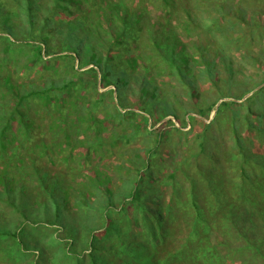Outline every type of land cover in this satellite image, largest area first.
<instances>
[{"label":"rangeland","instance_id":"obj_1","mask_svg":"<svg viewBox=\"0 0 264 264\" xmlns=\"http://www.w3.org/2000/svg\"><path fill=\"white\" fill-rule=\"evenodd\" d=\"M228 1L233 5L232 10L226 7L222 12H212L213 7L210 8L209 4H204L199 0H170L168 3L165 0H125L133 10L144 12V17L141 16L140 22L136 23L130 34L118 38L117 43L115 42L118 33L121 30L131 29V25L125 23L122 19L123 10L118 11L117 15L110 19H104L105 17L99 15L97 11L90 12L85 18L84 15L81 16V10L85 8L86 3L82 0L78 7L72 3L74 5L72 11L75 16L86 22V26L89 22L93 23L92 27L95 30L93 40L99 41L98 50L103 54L111 50L115 54L114 66L112 67L116 70L126 67L125 70L131 72L130 66L124 60L142 54L154 70L149 75L142 73L143 66L148 65L139 61L138 69L140 72L137 77L140 79H143V76L151 78L154 85L157 86L155 87L157 90L150 89L146 94H143L140 92L137 80L131 77L130 85L122 88L124 104L122 107L118 106L119 110H117L114 104L116 92L113 93L112 90L116 89V86L110 84L104 87L103 84L97 92L93 87L95 75L85 73L83 76L88 82L87 84L79 82L76 88L48 89V93L29 96L26 102L22 101L23 105L19 106L24 120L28 124L27 129H22L21 122L17 118L10 121L11 126L9 127L11 130L8 131L7 135L8 138L15 141L14 144H18L15 145L17 150L19 147L21 150L25 146L23 151L29 152L27 146L33 147L34 152L30 154L33 156L34 161L28 159L25 161L26 165L29 166V170L31 171L34 165L38 166L44 173L43 175L49 177L48 180L51 183L54 180L53 178H58L59 173L67 174L68 181L74 186L75 196L69 202V206L73 208L75 202L81 198L83 183L87 181L84 174L89 170L91 171L92 165L98 164V166L103 167L106 164L108 166L113 164L110 174L114 177L117 187H119L123 184L122 179L129 174L123 167L124 163L128 164L130 159H137L139 155L140 157L144 156L146 152L142 154L143 151L151 147L156 148L152 160L153 164L159 166L161 162L160 154L165 147H169L164 152L169 160L164 168L170 166L172 154H169V149L176 148L189 157L191 163L186 166V171L193 173L196 178L197 162L204 157L199 146V142L203 138L198 136L199 134H211L208 144L209 152L206 156L208 158L207 164H214L217 157L223 160V154L230 146L237 150L233 137L234 124L241 132V136L247 141L251 138H257L260 131L254 129L245 120L248 114L246 107L240 108L238 105L244 103L247 98L264 86V83L260 85L264 79V0ZM102 2L103 0L89 1L93 9L107 7V4ZM11 4V9L18 14L17 21L22 20V18L25 20L19 7L16 4ZM241 9L244 11H241ZM109 11L114 12V10ZM146 14L148 18L145 17ZM241 15L246 22L240 20ZM42 17L43 15L38 20L39 22H42ZM165 22H168L167 25H165ZM169 24L171 27H169ZM27 26L20 28L18 32L20 38L29 36ZM111 27L114 28V31ZM37 28L36 34L47 31L46 28H39L38 25ZM170 28L179 38L176 45L168 38ZM213 33L216 34L219 40L213 37ZM48 34L50 33L48 32ZM260 34H262V38ZM60 40L61 38L56 37L52 42L55 53L45 56L43 60L38 58L36 61L28 63L29 67L25 72H20L19 69L25 64L27 56L19 55V53L16 55L18 50L15 51L14 57L21 56L16 67L11 64V59H13L11 53L13 54V52L6 53L3 50L4 41L0 42V59H2L0 61V78H5L11 74L8 86L0 89V101L5 102L7 100V102L12 101V104H17L20 101V96L29 91H42L43 88L50 87L52 81L57 83V87H60L70 79H74L72 64L75 61L79 65V60H73L71 57L60 58V56L73 54L70 50L64 49L63 42ZM81 40L85 42L86 37L81 36ZM156 43L161 47L158 48ZM194 44L204 45L205 48H196ZM182 45L185 46L188 53H193L192 56L197 58L195 62L191 60L189 65L188 63L181 65L189 73L186 76L189 81L196 80V83L192 85L198 88L195 95H192V88L188 84L182 83L167 59L168 55L166 53L176 54L174 56L181 62L183 58L177 56V53L180 52ZM56 57L58 58L55 59ZM202 57L213 60L210 64V67H213L211 69L213 77L210 76L206 63L202 62L204 60ZM88 60L85 59V62H88ZM91 67H96V65L88 64L80 70ZM154 91L157 96L153 95ZM217 99L219 100L216 106L211 107ZM231 101L236 102L237 105H227L220 113H217L222 103ZM77 108L85 114L82 121L78 119L79 112L76 111ZM209 109L211 110L207 119L203 114L207 113ZM91 110L95 111L99 118L103 120L100 128L104 139L101 142L95 141V143L94 140H91L98 133L96 124L90 122L92 118L90 116ZM148 110L151 113H148ZM119 111H121V114ZM261 111H264V103ZM122 114L127 115L123 116ZM238 114H240V121L235 122L234 118ZM190 116H194L199 120L192 119L193 122H191ZM200 118L207 124H211L208 129H204ZM185 119L189 123H185ZM57 123H61L63 128L57 130ZM72 123H80L78 124L80 127H77L79 129L75 128L74 132L71 129H64L71 126ZM253 123L264 127V124L257 117H253ZM192 125L196 127L194 132L192 131ZM67 133L72 134L71 136L74 139L71 140L70 136L66 137ZM123 133L128 135L134 133V136L131 135L130 140L124 137L119 138ZM159 133H161V136L158 135ZM16 135L17 138L15 139L14 136ZM157 135L159 136L158 142L156 141ZM217 138H219L218 145L215 144ZM20 139L23 145H20ZM258 139L255 146L250 143V147L257 153L264 154V139ZM113 142H116L115 146H112ZM89 143L94 144L89 148ZM213 147L218 149L215 158L213 153L210 152ZM7 152L9 153L7 149L2 150L0 147V153ZM190 154H193V157H190ZM90 162H92L91 165ZM253 164L257 165V163ZM157 166H155L156 172ZM176 167L174 162L168 170L170 172L174 171ZM238 173V170H233V174ZM257 174H259V177L264 176L261 169L258 170ZM178 179L181 181L183 188L189 186V182L184 179V176L180 175ZM235 180H239V177ZM29 181L32 194L25 199L27 201L25 206L28 218L25 220L19 211L13 210L6 202L1 200L0 228H8L12 232H17L20 230L19 228L24 229L27 231L25 237L27 242L31 244L39 243L51 250L64 241H71L70 236H74L70 234L71 221H68V227L63 224H52L54 210L50 208V211H44L39 204L35 203V198L38 192L42 191V188L35 177L31 179L29 177ZM93 184L98 183L93 180L88 187L94 188L95 185ZM54 185L56 186V184ZM58 185H61L59 195L62 199H66L67 195L62 193L65 185ZM165 188L169 190L168 193H171V186ZM1 189L3 190L2 185H0ZM56 192L58 193L57 189ZM173 201L171 200V206L176 204ZM263 203L261 201L258 207H264ZM176 208L178 212L185 211L181 206L176 205ZM67 211L64 210V212ZM139 213L141 215V226H134L131 233L135 235L134 238H137L136 240H139V242L148 241L152 244L154 236L145 227L144 217L141 212ZM210 220L215 231L212 236V243L219 257L217 264H264V222L255 224V226H253L254 223L250 224L248 226L250 232L244 235L246 237H243L239 233L241 229L240 231L236 228L229 230L227 221L224 223L221 220H216L215 217L210 218ZM72 224L78 229V237L85 240L86 238L83 235L85 232L81 231L80 222H73ZM252 228L256 233L252 234ZM260 230H262L261 233ZM162 233L159 232L161 236ZM175 236H177L176 240L172 241L173 243L175 241L177 245V241L182 238L183 234L179 232ZM256 236L257 238H255ZM129 239L133 240V235L129 236ZM252 240L254 246L250 245L253 242ZM11 241L14 242L13 239ZM147 245L151 246L148 243ZM166 247L172 249L170 244ZM30 252L32 256L33 253H38L36 248L30 249ZM145 254L146 251L142 250L139 257H145ZM0 258H3V254L0 255ZM13 259V262L17 260ZM0 264L6 263L0 261ZM115 264L122 263L118 261Z\"/></svg>","mask_w":264,"mask_h":264},{"label":"trees","instance_id":"obj_2","mask_svg":"<svg viewBox=\"0 0 264 264\" xmlns=\"http://www.w3.org/2000/svg\"><path fill=\"white\" fill-rule=\"evenodd\" d=\"M89 1L83 0L86 4L85 8L81 10V16L84 15L85 18L90 12L97 11L99 15L105 17L104 19H110L116 16L118 11H124L122 19L125 23L131 25V29L121 30L115 43H117L118 38L130 34L131 30H134L136 23L140 22L141 16L144 17V12L133 10L125 0H103L102 3H106L107 7H96L95 9L91 8V2L89 3ZM168 1L170 0H165L166 3ZM199 1L209 4L210 8L213 7L214 10L210 9L212 12H222L226 7L232 10L231 7L233 6L228 0ZM11 3L19 7L25 20L22 18V20L17 21L16 17H18V14L11 9ZM72 3L78 7L82 0H0V42L4 41L3 50L6 53L13 52V54L11 53L13 58L11 59V64L16 67L20 62L21 56L14 57L15 51L18 50L16 55L19 53V55L27 56L25 64L19 69L20 72L28 70V63L34 62L38 58L43 60L45 56L55 53L52 48L54 46L52 42L56 37L61 38L60 41L63 42L64 49L73 52V54L60 56V58L71 57L73 60H79V65L75 61L72 64L74 79H70L62 86L57 87V83L52 81L51 86L43 88L42 91L33 90L20 96V101L17 104H12V101L7 102V100L5 102L0 101V147L2 150L7 149L9 151V153H0V185L3 187V190H0V201L6 202L13 210L19 211L26 220L28 215L25 206L27 201L25 199L32 194L29 177L30 179L35 177L42 188V191H39L35 198V203L39 204L44 211L48 212L50 208L54 210V218L51 220L52 224H63L68 227L71 221L70 234L74 236L67 237L71 241H64L51 250L41 246L39 243L31 244L27 242L25 240L27 231L24 229L19 228L20 230L17 232H12L8 228H0V255L3 254V258H0V261L6 264H115L118 261H121L122 264H217L219 257L212 243V236L215 231L210 218L215 217L216 220H221L224 223L227 221L229 230L236 228L240 231L241 229L239 233L243 237H246L244 235L250 232L248 231L250 224L254 223L253 226H255V224L264 222V207H258L261 201L264 202V176L259 177V174H257L259 169L264 172V154L257 153L250 147L251 145L255 146L256 141L259 140L258 138L264 139V127L253 123V117H257L264 124V111H261L264 103V86L247 98L244 103L238 105L240 108L246 107L248 114L245 120L254 129L256 128L260 131L258 137L247 141L241 136V132L234 124L233 137L237 148L234 147L237 150L230 146L224 152L223 160L217 157L214 164H207L208 158L206 156L209 152L208 144L211 134H199L198 136L203 138L199 142V146L204 157L197 162L198 171L196 172V178L193 173L186 171V166L191 163L186 154H182L176 148L169 149V154H172L170 166L174 162L177 166L174 171L170 172L168 170L170 166L164 168L167 161L169 162L164 152L169 147H165L160 154L161 162L159 166L153 164L152 161L156 148L148 147L142 153L146 152L144 156L140 157L139 155L137 159L132 158L128 161V164H123L129 174L124 177L125 179H122L123 184L119 187H117L114 177L110 174L113 164H109V166L106 164L103 167L98 166V164L92 165L91 171L89 170V172L84 174L87 181L84 180L81 198L75 202L72 208L69 206V202L75 196L74 186L68 181L67 174L59 173L57 175L58 178H53L54 180L51 183L48 180L49 177L43 175L44 173L38 166L34 165L30 171L25 161L26 159L34 161L33 156L30 154L34 152L33 147L27 146L29 152L23 151L25 146L21 150L20 147L17 150L15 145L18 144H14L15 141L7 136L8 131L11 130L9 127L11 126V120L18 118L22 129H27L28 124L25 122L19 108L22 101L26 102L29 96L35 94L48 93V89L76 88L79 82L87 84L88 82L83 76L85 73L95 75L93 87L97 92L103 84L104 87L110 84L116 86V89L112 90L113 93L114 91L116 92L114 104L117 110H119L118 106L122 107L124 104L122 88L128 87L132 78L137 80L140 92L143 94H146L150 89L157 90L155 88L157 86L154 85L151 78L143 76L144 78L140 79L137 77L140 72L138 69L139 61L148 65L143 66V69H141L142 73L149 75L154 70L153 66H150L143 58L142 54L124 60L130 66L131 72H127L125 70L126 67L118 68L120 70L112 67L114 66L115 54L111 50L106 54L98 50L99 41L93 40V35H95V30L92 27L93 23L89 22L88 26H86V22L75 16L72 11V6H74ZM109 10H114V12ZM241 11L244 10L241 9ZM42 15V22H39L38 20ZM145 17L148 18V15L146 14ZM240 20L246 22L242 15ZM166 23L168 22H165V25H167ZM25 25H28L29 36L20 38L18 32ZM37 25L39 28H46L47 31L36 34ZM169 27H171L170 24ZM111 29L114 31V28L111 27ZM169 34L168 38L176 45L179 42L177 34L171 28L169 29ZM260 35L262 38V34ZM81 36L86 37L85 42L81 40ZM213 37L219 40L215 33H213ZM156 45L158 48L161 47L158 43ZM194 45L196 48H205L204 45ZM216 49L218 51V47ZM179 51L177 56L183 58L181 62L175 57L176 54L166 53L168 55L167 59L172 69L182 80V83L188 84L192 88V95H195L198 88L192 85L196 83V80L189 81L186 77L189 73L181 65H186L187 63L189 65L191 60L195 62L197 58L192 56L193 53H188L184 45ZM204 56L206 55L204 54ZM85 59H89L88 62H85ZM202 59H204L202 62L208 66L210 76L213 77L211 71L213 67H210L213 60L205 57H202ZM88 64H95L96 67L80 70V68L83 69ZM10 75L0 78V89L8 86V82L11 80ZM263 83L264 79L260 85ZM9 87L12 88L11 86ZM155 91L153 95L157 96ZM219 99L215 100L211 107H215ZM252 103L253 105H251ZM230 104L237 105L234 101L222 103L217 113H220L225 106ZM211 109L203 114L207 119ZM76 111L79 112L78 119L80 121L84 120L85 114L79 108ZM202 111L204 112V110ZM90 112L92 117L90 122L91 124H96L98 131L91 140L101 142L104 139L100 128L103 120L99 118L95 111L91 110ZM147 112L151 113L150 110ZM122 115L126 116L127 114ZM190 119L193 122L192 119L194 120L196 117L190 116ZM200 121L203 122L204 129H208L211 125L201 118ZM234 121H240V114L234 118ZM185 123H189V121L185 119ZM78 124L72 123L71 126L64 129H71L74 132L75 128L79 129L77 128L80 127ZM56 125L57 130L63 128L61 123ZM195 128L192 125L193 132ZM71 135L67 133L66 137L70 136V139L73 140L74 137ZM131 135L134 136V133H131ZM131 135L123 133L119 138L124 137L130 140ZM158 135L161 136V133ZM158 135L157 142L159 141ZM14 138L16 139L17 135ZM21 144L23 145L20 139ZM93 144L89 143V148ZM215 144H219V138L216 139ZM115 145L116 142H113L112 146ZM210 152L213 153L215 158L218 149L213 147ZM192 155L190 154L189 156L193 157ZM39 159L41 158L39 157ZM253 163H257V165ZM89 164L91 165L92 162ZM155 166H157V172L155 171ZM158 167L161 168L158 169ZM234 169L238 170L239 173L233 174ZM33 173L34 175L32 176ZM180 175L188 180L189 186L187 188L181 186V181L178 179ZM237 177H239V180H235ZM93 180H96L98 184H93L95 185L94 188L88 187ZM151 180L152 182H150ZM58 184L65 185L62 193L67 195L66 199H62L59 195L61 185ZM168 186L172 188L171 193H168L169 190L165 188ZM171 200H174L173 202L176 204L171 206ZM176 205L181 206L185 211L178 212V209H175ZM64 210L68 211L64 212ZM139 212L144 217L145 227L154 236L152 244L148 241L139 242V240H136L137 238H134L135 235L131 233L134 226H141V215ZM23 222L25 221L23 220ZM73 222H80L81 231L85 232L83 233L85 240L78 237V229L73 226ZM253 229H251L252 234L256 233ZM159 232H163L162 236ZM179 232L183 236L177 241L178 244L176 245L175 241L173 243L172 240H176L177 236L175 235ZM261 232L262 230H260ZM132 235L133 240L129 239V236ZM147 243L151 246L147 245ZM253 243L254 241L250 245L254 246ZM168 244L172 246V249H167L166 246ZM34 248H36L38 253H33L32 256L30 249ZM89 249L90 251L88 252ZM142 250L146 251L145 257H139ZM37 256L38 258H36ZM13 258L17 260L13 262Z\"/></svg>","mask_w":264,"mask_h":264}]
</instances>
